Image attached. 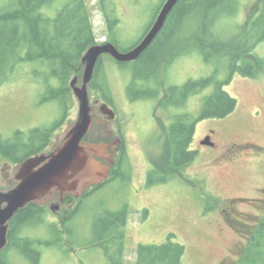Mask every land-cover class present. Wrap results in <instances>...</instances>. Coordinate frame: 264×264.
I'll return each instance as SVG.
<instances>
[{"label": "rangeland", "instance_id": "rangeland-1", "mask_svg": "<svg viewBox=\"0 0 264 264\" xmlns=\"http://www.w3.org/2000/svg\"><path fill=\"white\" fill-rule=\"evenodd\" d=\"M65 1L58 0L50 12L60 9ZM164 1L107 0L108 11L119 20L113 37L122 50H129L139 42ZM86 3L97 44L110 42L101 0ZM257 4L258 0H241L237 17L225 21L224 29L218 27L216 31L223 32L226 41L238 46L236 37L242 35L244 24ZM191 27L193 31L195 24ZM188 33L189 28L181 37ZM255 53L264 56V42ZM102 57V73L96 82L99 89L92 90L89 86L93 125L83 143L100 147L92 155L93 171L105 173L110 167L108 157H115L111 142L117 134L121 135L127 153L123 166L130 177L119 175L84 197L81 203L80 200L75 203L73 198L70 206L63 205L58 211L43 206L44 214L24 226L21 233L37 241L36 247L41 252L39 264H111L102 247L91 246L93 225L99 214L125 206L129 215L123 264H136L140 244L166 242L172 233L186 246L181 264H236L247 245L250 229L264 214V74L256 78L234 75L225 90L237 99L235 111L227 117L200 120L191 144V149L198 151L197 158L180 175L148 186V172L164 152L166 127L176 115L198 117L215 85L190 95L183 105L167 107L162 105L165 88L211 76L223 81L229 69L224 60L206 61L199 51H194L172 63L165 62L153 78L139 83V90H153L158 97L131 99L128 86L133 80L135 63H118L109 54ZM83 73L84 67L77 76L78 86L83 84ZM44 77H36L33 65L26 64L10 81L0 85V137H12L17 131L28 135L35 128L53 129L43 149L49 154L78 120L79 102L72 87L68 102L51 98L42 81ZM100 83L111 91L113 105H109L117 122L101 109L104 98ZM106 129H112L114 135L108 137ZM208 134L217 146L203 144ZM222 149H225L223 159L237 156V161L231 165L209 163L208 152L220 153ZM18 165L0 157V190L7 191L18 183ZM74 209H78L74 218L64 221ZM7 255L9 264H33L16 249Z\"/></svg>", "mask_w": 264, "mask_h": 264}, {"label": "trees", "instance_id": "trees-1", "mask_svg": "<svg viewBox=\"0 0 264 264\" xmlns=\"http://www.w3.org/2000/svg\"><path fill=\"white\" fill-rule=\"evenodd\" d=\"M57 1L0 0V85L10 81L21 66L33 65L36 77L45 75L42 81L49 89L50 97L61 98L66 103L71 94V80L80 76L85 67L82 63L83 55L97 44V40L86 0H66L60 9L51 13L50 9ZM240 1L180 0L153 43L133 62L134 76L128 86L131 99L158 97V92L153 90H139V83L153 78L165 62L172 63L175 58L194 51H199L206 61L212 58L224 60L229 69V75L223 81L211 76L190 80L183 86L165 88L162 105L167 107L183 105L190 95L209 85H215L212 94L206 97L198 117L190 114L176 115L166 127L164 152L161 158L155 159V164L148 172V186L180 175L197 158L198 151L192 150L191 144L200 120L227 117L235 111L237 99L225 90L234 75L256 78L264 74V56L255 53L257 46L264 42V0H258L254 13L244 24L242 35L236 37L238 46L234 47V42L231 44L226 41L223 32L216 31L218 27L224 29L222 26H226L225 21L229 22L237 17ZM101 2L110 30V41L121 51H127L122 50L113 37L114 27L119 20L108 11L107 0ZM193 24L195 29L192 31ZM187 28L188 35L181 37ZM102 63L103 57L100 58L90 83L92 90L99 89L96 82L101 77ZM74 74L76 75L73 77ZM100 85L103 93L101 96L113 105L110 89L106 85ZM177 94L180 96L176 97ZM52 131L53 129L48 128H35L28 135L17 131L12 137H0V157L9 159L14 164L24 162L45 148ZM123 163L119 169L120 174L123 178L130 177L124 170ZM216 202L220 204L219 199ZM77 211L78 209H74L70 212L64 221L72 220ZM44 212L45 208L36 203H30L17 212L10 221L9 242L0 252V264H9L7 253L13 249L28 257L33 264L40 263L41 252L36 247L37 241L23 237L21 233L24 226L31 224ZM128 215V206L116 211H105L99 214L93 225L94 239L91 246L102 247L111 264L124 263ZM247 238V245L236 264H264V214L250 229ZM185 253L186 246L176 240V235L172 233L166 242L140 244L136 264H181Z\"/></svg>", "mask_w": 264, "mask_h": 264}, {"label": "water", "instance_id": "water-1", "mask_svg": "<svg viewBox=\"0 0 264 264\" xmlns=\"http://www.w3.org/2000/svg\"><path fill=\"white\" fill-rule=\"evenodd\" d=\"M179 1L166 0L145 36L131 49L121 51L110 41L95 44L85 52L82 58L85 66L83 84L77 85V76L70 82L79 102V116L75 125L69 127L60 146L50 155L32 156L19 163L16 174L18 183L7 191L0 190V252L8 245L10 221L19 210L33 202L43 205L58 192L83 193L89 183L99 179L98 172L93 171L92 155L100 147L83 143L93 125L89 84L94 78L96 66L105 54L112 56L118 63L139 59L161 32ZM101 109L110 119L116 117L115 111L107 103ZM204 142L209 143L208 140Z\"/></svg>", "mask_w": 264, "mask_h": 264}, {"label": "flooded vegetation", "instance_id": "flooded-vegetation-1", "mask_svg": "<svg viewBox=\"0 0 264 264\" xmlns=\"http://www.w3.org/2000/svg\"><path fill=\"white\" fill-rule=\"evenodd\" d=\"M137 60H135V61H137ZM135 61H132V62H135ZM102 101L103 102H101V106L104 103H107L109 105V103L107 101L106 102L104 100H102ZM109 107L112 108L111 105H109ZM114 120H116V122H117L116 117L114 118ZM105 133L108 137L114 135V131L112 129H106ZM206 140H208L209 143H205L204 141H206ZM107 142H110V140L107 139ZM203 144H205L206 146H217V143L212 139L211 134H208L206 136V138L203 140ZM59 146L60 145H58L53 151H55ZM111 146L115 150V157L114 158L108 157L110 167H108L106 169L105 173L98 172V176H99L98 178L99 179L97 181H92L91 183H89V185L87 186L86 190L83 193H78L80 195H78L77 193H71V192H66V193L58 192L51 199H49V201H47L46 203H44L41 206L43 207L45 205H48V206H50V208L53 211H58L63 207V205L70 206L72 201H73V198L76 199L75 203H77V200H80L79 202L81 203V201L84 199V197L88 196L93 191L99 189L102 185L106 184L108 181L118 177L119 175H120V177H123L120 174L119 169L122 168V163H123L124 157L127 155V153H126V148H125V145L123 143V139H122L121 135H118V134L116 135L115 139H113L111 142ZM225 149H222L223 151L220 153L208 152L207 159H208L209 163L215 162V163H220L223 165L224 164L225 165L226 164L231 165V164L235 163L237 161V156H233V157L231 156L230 158L227 157V158L223 159V157L225 156V153H224ZM52 152H50L49 154L48 153L45 154L44 150H42L40 153H38L34 156H37V155L48 156ZM55 200H58V204H54ZM33 203H35V202H33ZM36 204H38V203H36ZM38 205H40V204H38ZM72 211L73 210L69 211V213ZM69 213L65 216L64 219H66L69 216Z\"/></svg>", "mask_w": 264, "mask_h": 264}]
</instances>
